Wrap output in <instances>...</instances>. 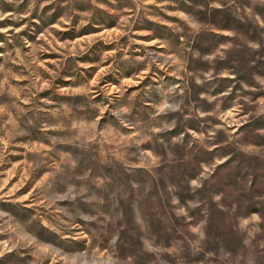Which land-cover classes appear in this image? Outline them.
Instances as JSON below:
<instances>
[{"label":"rangeland","instance_id":"rangeland-1","mask_svg":"<svg viewBox=\"0 0 264 264\" xmlns=\"http://www.w3.org/2000/svg\"><path fill=\"white\" fill-rule=\"evenodd\" d=\"M0 264H264V0H0Z\"/></svg>","mask_w":264,"mask_h":264}]
</instances>
